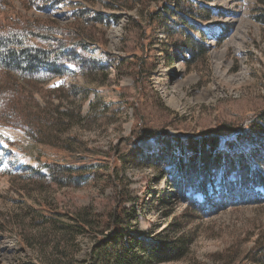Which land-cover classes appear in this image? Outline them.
<instances>
[{
  "label": "rangeland",
  "instance_id": "rangeland-1",
  "mask_svg": "<svg viewBox=\"0 0 264 264\" xmlns=\"http://www.w3.org/2000/svg\"><path fill=\"white\" fill-rule=\"evenodd\" d=\"M196 1L195 15L169 11L149 26L160 0H48L49 9L0 0V17L7 21L50 20L63 30L82 24L105 64L89 75L75 71L45 84L51 89L65 80L58 98L37 94L74 113L81 107L75 123L64 120L47 130L44 138L55 145L0 122V264H93L97 236L78 232L65 216L43 219L40 202L77 215L90 207L87 217L125 202L135 232L167 239L185 234L187 256L160 264H237L257 239L264 241V201L254 188L229 186L222 193L217 185L208 205L201 195L195 201L183 192L175 162L149 159L171 135H235L264 110V23L255 18L260 0ZM81 8L119 17L94 24L77 19L73 10ZM194 39L203 46L195 56L188 45ZM72 84L78 89L72 91ZM76 158L90 164L84 177ZM51 163L75 169L64 175L57 168L59 180Z\"/></svg>",
  "mask_w": 264,
  "mask_h": 264
},
{
  "label": "trees",
  "instance_id": "trees-1",
  "mask_svg": "<svg viewBox=\"0 0 264 264\" xmlns=\"http://www.w3.org/2000/svg\"><path fill=\"white\" fill-rule=\"evenodd\" d=\"M25 2H29L31 6L47 9L53 6L48 0H25ZM109 3L119 7L115 2ZM160 3L156 12L151 11L148 15L149 26L153 25L154 20L159 22L169 11L178 15L186 12L193 15L198 13L196 0H160ZM259 5V12L255 14V18L264 23V0H260ZM204 8L207 9L205 6ZM211 11L206 12V16L202 14L201 16L207 18ZM73 13L77 19L83 17L85 21L88 19L96 22L94 24L119 17L117 14L106 16L97 10L92 11L87 8L73 10ZM93 39L94 37L82 24H77V27L71 30H63L61 26L50 20L12 16L7 21L6 16H1L0 122L2 125L22 128L28 134L39 136L41 142L55 145L44 138L49 132L47 130L58 128L60 122L64 120H68L71 124L75 123L81 116V107L78 113H74L71 108L64 107L62 101L56 104L53 101L41 102L42 98L37 94L44 91L51 99L54 94V97L58 98L66 87L65 80L55 84L51 89H44L45 84L55 78L71 75L75 71L81 75H89L104 67L105 64L95 56L97 49L93 47L95 43ZM188 45L193 56L203 52V46L195 39L189 40ZM106 53L111 55L109 52ZM168 56H171V53ZM107 59L111 60L108 56ZM69 65H73L75 69ZM78 85L72 84V91L73 88L78 89ZM156 149L157 155L152 154L149 159L153 162L157 160L158 163L175 162L182 180L183 192L188 193L189 197L194 195L195 201H197L195 195L199 194L202 196V201L209 205L213 199L212 195L217 193V185L221 187L222 193H226L229 186L238 191L254 188L257 192L256 199L259 202L264 201V110L249 126L236 132L235 135L218 134L197 139L171 135L164 145L158 144ZM118 160L121 163L120 156ZM80 161V158H76L72 162ZM89 165L80 162L78 167L83 173L79 175L80 177L86 175L85 168ZM47 167L53 178L56 176L59 180L63 178L56 172L57 168L60 167L64 173L75 169L72 164L61 166L58 163H51ZM152 197L154 198V195ZM124 203L116 204L108 213H95L90 217L83 214L91 211L90 207L82 208L81 213L77 215V212L64 211L52 202H40L37 212L46 220L65 216L74 223L78 232L97 236L93 264H160L187 256L190 241L185 239V234L178 235L175 239H167L161 233L154 234L152 231L135 232L131 222L133 214ZM164 203L167 202L164 200ZM143 207L141 206L140 211H143ZM107 230L111 233L98 236L99 233ZM237 264H264V241L257 239L254 248Z\"/></svg>",
  "mask_w": 264,
  "mask_h": 264
},
{
  "label": "bare ground",
  "instance_id": "bare-ground-1",
  "mask_svg": "<svg viewBox=\"0 0 264 264\" xmlns=\"http://www.w3.org/2000/svg\"><path fill=\"white\" fill-rule=\"evenodd\" d=\"M234 38V36L232 37V39Z\"/></svg>",
  "mask_w": 264,
  "mask_h": 264
}]
</instances>
